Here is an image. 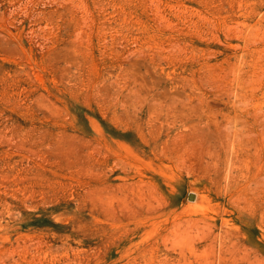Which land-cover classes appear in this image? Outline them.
I'll return each mask as SVG.
<instances>
[{"label":"rangeland","instance_id":"obj_1","mask_svg":"<svg viewBox=\"0 0 264 264\" xmlns=\"http://www.w3.org/2000/svg\"><path fill=\"white\" fill-rule=\"evenodd\" d=\"M0 264H264V0H0Z\"/></svg>","mask_w":264,"mask_h":264},{"label":"water","instance_id":"obj_2","mask_svg":"<svg viewBox=\"0 0 264 264\" xmlns=\"http://www.w3.org/2000/svg\"><path fill=\"white\" fill-rule=\"evenodd\" d=\"M189 197L192 199V198L194 197V195H193V194H191Z\"/></svg>","mask_w":264,"mask_h":264}]
</instances>
